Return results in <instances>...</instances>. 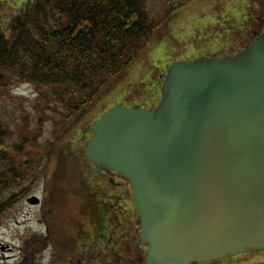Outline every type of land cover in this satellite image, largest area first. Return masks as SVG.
Masks as SVG:
<instances>
[{"label":"water","instance_id":"obj_1","mask_svg":"<svg viewBox=\"0 0 264 264\" xmlns=\"http://www.w3.org/2000/svg\"><path fill=\"white\" fill-rule=\"evenodd\" d=\"M92 128L84 154L129 178L146 264L264 250V31L172 62L155 107L114 104Z\"/></svg>","mask_w":264,"mask_h":264},{"label":"rangeland","instance_id":"obj_2","mask_svg":"<svg viewBox=\"0 0 264 264\" xmlns=\"http://www.w3.org/2000/svg\"><path fill=\"white\" fill-rule=\"evenodd\" d=\"M25 1L0 0L2 19L9 21ZM164 1L167 9L172 3L175 13L163 25L166 33L162 26L118 87L94 104L67 132L57 125L66 115L61 105L53 103L40 110L42 105L38 101H43L44 89L10 77L7 85L0 84V122L9 129L7 147L17 162L26 161L22 175L15 179L17 183L0 193V264H119L118 256L110 258L105 251L113 249L115 242L120 243L125 231L130 234V242L124 246L132 249L140 222L128 183L115 184L108 177L86 173L97 185L100 199H105L102 210L128 207L123 212L124 224L115 237L101 240L96 236L95 226L83 214L82 193L70 186L69 177L59 176L60 172L55 175L58 163L71 153L83 154L94 131L93 122L113 103L157 104L170 62L233 53L249 45L257 35L252 26L247 31L241 30L243 0ZM245 1L250 4L254 0ZM161 2L150 1L154 13ZM39 117L45 121L43 125ZM65 167L68 168V162ZM31 195L40 200L29 202L27 196ZM3 201L7 203L2 204ZM126 201L130 206L120 205ZM106 227L107 233L113 232L109 225ZM9 254L13 256L6 258ZM262 263L264 251H248L197 264Z\"/></svg>","mask_w":264,"mask_h":264},{"label":"trees","instance_id":"obj_3","mask_svg":"<svg viewBox=\"0 0 264 264\" xmlns=\"http://www.w3.org/2000/svg\"><path fill=\"white\" fill-rule=\"evenodd\" d=\"M150 1L26 0L9 21L0 15V84L7 85L10 77L44 89L43 101H38L40 110L53 103L61 105L66 115L57 125L67 132L118 87L175 14L172 3L167 9L164 0L154 13ZM38 121L45 123L41 117ZM8 136V127L0 122V193L17 183L26 162L14 159L7 147ZM68 156L64 157V167L63 161L58 163L55 175L60 172L59 176L69 177L70 186L83 195V214L95 226L96 236L107 239L101 228L109 219L100 214L105 199H100L99 190L86 177L83 154Z\"/></svg>","mask_w":264,"mask_h":264},{"label":"flooded vegetation","instance_id":"obj_4","mask_svg":"<svg viewBox=\"0 0 264 264\" xmlns=\"http://www.w3.org/2000/svg\"><path fill=\"white\" fill-rule=\"evenodd\" d=\"M243 1H244V9H242L243 22H242L241 30L247 31L252 26L253 31L256 34H259L260 32L264 30V0H254V1L251 0L253 2L250 4H248V2L245 0ZM249 10H251V13ZM250 19H252V21ZM86 163H87V166L88 165L90 166V162L88 161V159H86ZM92 165L93 167L97 166L95 163H92ZM91 171L92 172H89L90 173L89 176L98 175L101 178L108 177V178H111V180L117 179V181L119 180L120 182L127 180L122 174H119L112 169L102 168V170H99V171H96L95 169H91ZM4 203L6 204L7 202H4ZM123 205L125 206V204L122 203L121 206ZM127 208L128 207H124V210H126ZM100 209H101L100 214L103 217H105L106 220L109 219L110 221V224H108L109 225L108 228L113 230V232L108 233L107 236L115 237V234L118 233V231L121 229L122 225L124 224L122 222V219L123 218L125 219V216L123 215L124 210H122L118 206L112 210H102V207ZM101 215L99 216L101 217ZM107 223L108 221L106 222V224ZM104 227L101 229V231H103V233L106 234L107 227L106 228ZM122 236L123 237L121 238V242H120L121 244L119 242H118L119 244L115 242L116 244L115 246H113L114 247L113 249L109 251H105L107 252L108 257L113 258V257L118 256L119 264L121 263L123 264H146V255H147V250H148L147 244L141 243V241L139 240L138 234H137L136 236H134L135 238H133V247L132 249H130L124 246L126 242H130L129 232L125 231V233ZM211 261L195 262L191 264L208 263Z\"/></svg>","mask_w":264,"mask_h":264},{"label":"bare ground","instance_id":"obj_5","mask_svg":"<svg viewBox=\"0 0 264 264\" xmlns=\"http://www.w3.org/2000/svg\"><path fill=\"white\" fill-rule=\"evenodd\" d=\"M13 256V254L5 255L6 258ZM2 264H5V262H2Z\"/></svg>","mask_w":264,"mask_h":264}]
</instances>
